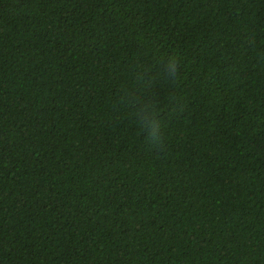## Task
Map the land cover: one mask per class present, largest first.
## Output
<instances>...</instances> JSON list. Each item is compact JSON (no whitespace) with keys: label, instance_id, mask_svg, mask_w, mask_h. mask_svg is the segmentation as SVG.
Wrapping results in <instances>:
<instances>
[{"label":"trees","instance_id":"obj_1","mask_svg":"<svg viewBox=\"0 0 264 264\" xmlns=\"http://www.w3.org/2000/svg\"><path fill=\"white\" fill-rule=\"evenodd\" d=\"M0 264H264V0H0Z\"/></svg>","mask_w":264,"mask_h":264},{"label":"clouds","instance_id":"obj_2","mask_svg":"<svg viewBox=\"0 0 264 264\" xmlns=\"http://www.w3.org/2000/svg\"><path fill=\"white\" fill-rule=\"evenodd\" d=\"M179 59L178 55L169 54L165 62L167 68L166 76L172 82H176L179 79ZM133 103L139 105L135 111L130 112L139 136L143 135L144 140L153 149H162L165 140L162 125L157 119L161 114L158 99L146 100L144 96L137 94L133 97Z\"/></svg>","mask_w":264,"mask_h":264}]
</instances>
